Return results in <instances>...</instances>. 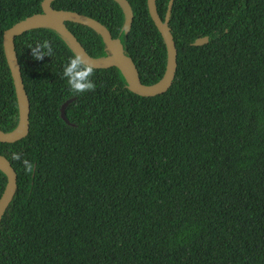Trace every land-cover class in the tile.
<instances>
[{
    "label": "trees",
    "instance_id": "obj_1",
    "mask_svg": "<svg viewBox=\"0 0 264 264\" xmlns=\"http://www.w3.org/2000/svg\"><path fill=\"white\" fill-rule=\"evenodd\" d=\"M43 0H0V128L20 116L3 34ZM170 0H156L165 19ZM54 0L119 37L142 82L159 81L167 46L147 0ZM178 50L170 88L135 93L116 66H95V91L62 78L76 51L52 27L15 37L30 131L0 141L17 191L0 223V264H264V0H174ZM86 52H111L93 28L66 21ZM208 36L197 45V38ZM48 39L52 56L29 45ZM67 100V122L61 107ZM34 164L26 174L12 153ZM7 175L0 169V197Z\"/></svg>",
    "mask_w": 264,
    "mask_h": 264
},
{
    "label": "water",
    "instance_id": "obj_2",
    "mask_svg": "<svg viewBox=\"0 0 264 264\" xmlns=\"http://www.w3.org/2000/svg\"><path fill=\"white\" fill-rule=\"evenodd\" d=\"M54 0H43L42 1V11L34 13L26 18L14 23L11 27L5 29L3 34V44L5 55L7 58L8 65L10 67L12 77L15 84V90L17 95L18 107H19V116L20 121L16 129L12 131H4L0 128V141L13 142L19 139L26 137L30 131V99L26 91L22 73L21 66L19 63L15 37L24 31L33 29L36 27H52L64 36H66L76 51L80 53L75 45V42L81 47L83 52L92 59L94 66H116L124 75L128 86L135 92L141 95H156L166 92L173 83L175 72L177 68V58L178 50L176 47L175 39L171 31L169 21L171 16V11L173 8L174 0H170L168 4V9L166 12L165 19H162L158 12L156 0H147L148 8L152 19L154 20L156 26L161 32L166 46H167V64L163 77L157 81L155 84L146 85L142 82L138 67L136 66L134 60L125 53L124 44L122 43L119 37H113L111 31L108 27L103 24L98 19L80 13L78 11H72L68 9H56L52 5ZM120 5L123 7L125 12V32L128 33L132 27L134 12L129 0H117ZM66 21H75L87 25L97 31L102 35L107 48L111 52V57L106 60H97L92 58L86 50L83 48L81 43L78 41L76 36L67 28ZM62 23L64 25V31L58 29L56 24ZM75 39V41H73ZM209 37L203 36L196 39L194 42L197 45L208 42ZM81 54V53H80ZM70 102L67 100L63 103L61 107V115L67 121L70 122L66 116V106ZM0 169H2L7 175V184L0 197V223L2 217L12 201L18 187L17 181V172L12 166L10 160L3 154L0 153Z\"/></svg>",
    "mask_w": 264,
    "mask_h": 264
},
{
    "label": "clouds",
    "instance_id": "obj_3",
    "mask_svg": "<svg viewBox=\"0 0 264 264\" xmlns=\"http://www.w3.org/2000/svg\"><path fill=\"white\" fill-rule=\"evenodd\" d=\"M28 48H31L32 56L36 60H42L45 56L53 54L52 43L48 39L37 42L35 46L29 45ZM94 74L95 66L80 53L71 56L62 68V78L66 80L73 95L95 91L96 85L92 79ZM11 158L21 161L26 174H31L34 171V164L28 159L22 160L19 153L13 152Z\"/></svg>",
    "mask_w": 264,
    "mask_h": 264
},
{
    "label": "bare ground",
    "instance_id": "obj_4",
    "mask_svg": "<svg viewBox=\"0 0 264 264\" xmlns=\"http://www.w3.org/2000/svg\"><path fill=\"white\" fill-rule=\"evenodd\" d=\"M56 27L62 31H64V25L62 23H58L56 24ZM73 41H75V39H73ZM76 48L77 50L86 58L88 59V61L90 62H94L92 59H90L89 57H87V55L83 52V50L81 49V47L75 42Z\"/></svg>",
    "mask_w": 264,
    "mask_h": 264
}]
</instances>
